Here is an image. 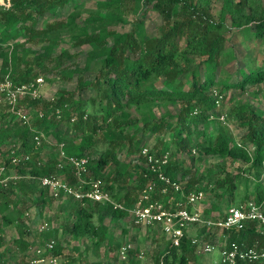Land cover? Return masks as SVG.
<instances>
[{
  "label": "trees",
  "instance_id": "trees-1",
  "mask_svg": "<svg viewBox=\"0 0 264 264\" xmlns=\"http://www.w3.org/2000/svg\"><path fill=\"white\" fill-rule=\"evenodd\" d=\"M139 5H148L160 17L156 35H146L141 18L128 23L127 30L115 28L126 23L125 15ZM210 7V0H98L83 17L75 0H2L0 81L6 77L13 83H23L40 76L41 72H51L55 79L75 82L73 89L59 90L51 99L45 100L41 95L23 97L18 106L30 108L26 113L27 122H21L3 108L0 110V162L13 168L19 176L0 188V196L7 197L2 210L7 209L8 198L14 190L21 196L15 199L16 204H22L20 200L25 197L34 206L49 204L52 196L39 185L40 176L57 174L69 185L78 184L69 164L63 162L60 169L55 166L58 158L52 150L60 145L66 156L87 158L80 176L83 183L90 177H99L111 199L125 208L86 200L81 204L68 196L72 205L65 229L73 238L84 236L99 243L107 231L103 220L125 217L126 209L147 184L153 183L150 199L161 201L164 206L169 196L173 199L179 196L172 190V182H179L184 193L203 188L204 177L196 175L181 160L172 158L173 154L169 153L172 144L174 154L180 152L187 156L199 147L202 154L217 158L215 165L223 175L214 178L211 189L223 188L219 195L228 196L230 201L236 176L225 167L234 160L247 165L244 193L239 202L230 206L252 200L261 204L264 214V180L261 179L264 176V111L256 101L258 85L264 83V68L261 64L249 66L254 58L247 50L243 67L236 70V79L232 80L231 73L221 69L222 62L233 57L232 50L226 47V33L232 30L233 35H240L239 43L243 46L247 41L264 43V0H220L216 15ZM62 34L76 50L71 53L60 48L53 54ZM257 51L264 56V48ZM80 53L84 63L77 67L73 59ZM68 59L73 67L63 69V62ZM246 86L256 87L248 96L255 101L244 99L223 113L224 100L233 99L230 91L243 92ZM84 91H88L85 96ZM171 103H177L176 111L170 108ZM156 105L162 107L158 114L153 109ZM228 124L244 129L239 143L227 136ZM40 133L43 137L36 144L33 136ZM2 146L6 148L3 150ZM142 147L148 148L147 153L153 159L166 154L165 163L157 171L147 166L145 156L140 153ZM44 148H49L46 158L41 155ZM11 150L13 155H26L27 161L20 159L10 164ZM93 151H96L94 157ZM120 151L127 157L132 156L131 170L126 161H118L116 155ZM110 163L115 167L103 172ZM158 172L168 178V183L158 179ZM249 184L252 189L247 191ZM163 187L165 193L160 192ZM215 211L216 217L224 215L217 206ZM203 214L208 216V211ZM15 217L8 211L1 214L0 222L9 225ZM200 232L203 238L210 236V231L204 233V226H200ZM40 233L46 238L54 236L55 230ZM22 235L20 232L11 242L25 259L29 244ZM222 235L226 244L260 247L261 236L252 220L246 221L239 230L223 229ZM191 238L183 231L178 246L166 240L158 246L152 264H189L196 252ZM60 251L55 243L50 254L59 255ZM138 252L132 247L125 260L118 261L139 264ZM26 263L29 264L28 260ZM235 264L263 262L237 259Z\"/></svg>",
  "mask_w": 264,
  "mask_h": 264
},
{
  "label": "rangeland",
  "instance_id": "rangeland-1",
  "mask_svg": "<svg viewBox=\"0 0 264 264\" xmlns=\"http://www.w3.org/2000/svg\"><path fill=\"white\" fill-rule=\"evenodd\" d=\"M97 1L98 0H75V3L78 7V11L81 10L80 15L84 17L86 15L85 11L93 9ZM0 3H2V0H0ZM210 6L211 12L216 15L220 6V0H210ZM135 18H141L143 20L144 30L147 36H153L157 34L161 19L156 12L150 9L148 5L146 7L140 5L136 6L134 11L128 12L125 15L126 23L116 25L115 28L119 31L127 30L129 27L128 23H130ZM45 19L49 20V17H46ZM232 32L233 31L226 33V38L228 40L226 47L232 50L233 57L222 62L221 69L231 73V76H233L232 80L236 79V70L239 67H243V58L245 51L247 50V52L251 53L252 58H254L253 62L249 63V66L261 64V66L264 68V56L263 54L260 55L257 51V49H260L261 47L264 48V43L261 44L257 43L256 41H247L246 45L243 46V44L239 43V36L236 34L233 35ZM33 47L36 48L35 45H33ZM60 48H66L71 53L76 50L69 45L68 37L65 34H62L58 46L53 50V54H56ZM70 61L71 60L68 59L63 62V69L73 67V63H70ZM73 62L74 65H77V67H81L84 63L83 55L80 53L75 59H73ZM54 76L55 74L51 72L40 73L42 83L39 86L38 92L45 100L53 98L59 90H71L74 87V80L62 81L55 79ZM47 79H50L51 81H47ZM258 86L260 89L258 90L259 93L256 96V101H258V106L261 108V110L264 111V97L261 96V94H264V83ZM255 90V86H246L245 91L243 92L236 90L230 91V95L233 96V99L224 100L221 111L226 113L230 106L238 104L244 99L254 102L255 100L249 98L248 96ZM87 93L88 91H84L82 94L85 96ZM23 107H25L24 111L28 114L30 108L26 107V105H23ZM170 108L176 111L178 109L177 103H171ZM153 109L157 114L162 111V107L160 105H156ZM243 132L244 129L237 128L235 125H227L226 134L234 142H240V136ZM46 138L49 139L48 136ZM151 143L152 139L149 140V145ZM5 148V146H2L3 150ZM54 149L55 148L52 150L53 152L55 151ZM48 151L49 148L42 149L41 155L46 158ZM170 152L173 154V159L177 158L178 160H181L184 166L188 167L191 171H195L196 175H201L205 178L202 183V191L204 196L199 204H197V206L201 208L203 212L208 211V215L214 218L216 217V206L219 207L220 213H225L227 207L240 201L244 193V182L246 179L245 172L247 165L241 163L238 160H234L225 167L226 171L236 176V187L233 192V199L230 201L228 196L223 197V195H219L223 188L213 187L211 189L214 178L216 176L223 175V171H221L215 165V162L218 161L217 158L202 154L199 147L191 150L186 156L180 152L174 154L173 145L171 144L169 146V153ZM91 155L93 157L96 156V151H93ZM116 157L118 161H126L130 167V170L132 169V156L127 157L124 154V151H120L117 153ZM113 167H115L114 164H107L103 172H108L109 170H112ZM261 179L264 180V176H262ZM246 189L247 191H250L252 189V184H249ZM5 198L7 197L0 196V219L1 214H4L7 212V210H9L11 213H14L16 217L9 225H4L0 222V237L2 239L0 246V249H2L0 264H27L26 260L20 251H18L15 244L11 242L12 239L17 238L20 235V232H23V238L27 237V239L30 240V246L27 249L28 255L32 253L33 246L36 244H40L42 246L46 240L52 238L54 240V244L56 243L58 246H60L61 250L60 254L56 255V264L61 261H64L63 264H91L96 261L106 262L107 264H120L116 257V245H120L125 240L128 241L133 248L142 252L141 258H139V264H152L158 246H161L166 241L158 226L152 228L133 227L130 225L128 218L126 217L111 220L106 217L103 220V223L106 226L107 231L104 235V240L100 241L99 243H95L93 240H90L88 237L84 236L73 238L64 227V224L67 222V217H69L71 213L69 210L72 203L70 200H68V196L59 193L56 197H52L49 204L39 207L34 206L31 201L27 199L28 197L22 198V200H20L22 204L19 202L17 204L14 203V200H19L21 196L13 193V195L8 198L10 204L8 205L7 210H2L1 205L3 202H5ZM67 203H69L68 207H65L67 206ZM43 223L45 224V229L43 231L54 229V236L50 235L46 238L42 237L41 233L37 231V228ZM184 231L186 234L192 237H198L205 240L211 239V242L214 245L212 252L206 254L202 253L200 249L196 248L194 258L189 264H215V261L218 259V247L223 239L222 230L210 228V236H207L206 238L200 236L201 232L199 225L188 226ZM38 264L50 263L44 261Z\"/></svg>",
  "mask_w": 264,
  "mask_h": 264
},
{
  "label": "built area",
  "instance_id": "built-area-1",
  "mask_svg": "<svg viewBox=\"0 0 264 264\" xmlns=\"http://www.w3.org/2000/svg\"><path fill=\"white\" fill-rule=\"evenodd\" d=\"M42 83L40 76L35 77L23 83H13L8 78L4 77L0 81V110L3 108L5 112L14 114L21 122H27V114L18 103L23 97L37 98L39 97V86ZM218 102H215L217 104ZM57 113V110H55ZM40 115V113L38 114ZM220 120L223 116L218 117ZM43 135L35 134L33 141L39 144ZM147 147L140 149L141 155L145 156L147 166L151 171H157L159 165L166 161V154L160 158L153 159L151 154H148ZM54 154L58 158L55 163L56 168L60 169L63 162L69 164L73 169L74 176L78 179L76 186L69 185L57 174L43 175L38 178L39 185L46 188L49 196L56 197L59 193L69 196L83 204V201L89 202H105L112 205L113 208L125 210L124 206L118 202H114L107 190L103 188V182L99 177H90L86 183L80 180L81 173L86 168L87 158L85 156H66L58 145L54 149ZM9 163L14 164L22 159L26 162L28 157L25 155H13L12 150L8 154ZM39 164V163H37ZM19 176L13 168L0 162V188L6 186L9 180H14ZM158 179L164 183H168V178L157 173ZM172 190L178 192V198L173 199L172 196L167 198V206H164L161 201L151 200L150 192L153 189V183L147 184L137 196L133 205L126 209V218L133 227L152 228L159 227L164 238L169 241L172 246H178L183 231L188 226L199 225L204 226V233L209 232L210 228L220 230L232 228L233 230L242 229L245 222L252 220L258 226V233L261 236L260 247L256 249L252 247H242L235 242L225 243V239L221 241L218 247V259L215 264H235L236 260H260L264 264V214L261 209V204H257L252 200L244 204L230 206L222 216L212 218L210 215L203 214L201 208L197 206L202 200L204 194L202 189H193L187 192L181 191L179 182L170 184ZM161 193L166 192L163 187ZM45 224H40L37 228L38 232L45 229ZM202 233V234H204ZM203 236V235H200ZM191 244L196 245L202 253H210L214 249V245L208 239H200L198 237L191 238ZM54 240L52 238L45 241L41 246L36 244L33 246L32 253L25 257L29 264H38L48 262L56 264L57 256L50 254L53 249ZM132 245L128 241H123L117 251L116 257L123 261L126 258V253ZM137 258H141V251L137 253Z\"/></svg>",
  "mask_w": 264,
  "mask_h": 264
},
{
  "label": "crops",
  "instance_id": "crops-1",
  "mask_svg": "<svg viewBox=\"0 0 264 264\" xmlns=\"http://www.w3.org/2000/svg\"><path fill=\"white\" fill-rule=\"evenodd\" d=\"M231 31H232V30H231ZM237 35H238V34H237ZM238 36H239V38H240V35H238ZM239 41H240V40H239ZM13 192L16 193L15 190H14ZM14 201H15V200H14ZM6 210H7V209H6ZM8 211H9V210H7V212H8ZM5 213H6V212H5ZM22 238H23V237H22ZM23 239L27 242V244H29L28 246H30V242H29L30 240H28L27 237H24ZM1 240H2V239H1ZM28 246H27V247H28ZM0 251H2V249H0ZM1 255H2V254H1ZM0 257H1V256H0Z\"/></svg>",
  "mask_w": 264,
  "mask_h": 264
}]
</instances>
